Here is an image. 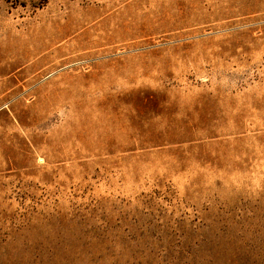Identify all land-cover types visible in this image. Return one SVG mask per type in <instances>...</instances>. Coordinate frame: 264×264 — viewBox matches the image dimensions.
<instances>
[{
  "label": "rangeland",
  "instance_id": "374dc122",
  "mask_svg": "<svg viewBox=\"0 0 264 264\" xmlns=\"http://www.w3.org/2000/svg\"><path fill=\"white\" fill-rule=\"evenodd\" d=\"M0 264H264V0H0Z\"/></svg>",
  "mask_w": 264,
  "mask_h": 264
}]
</instances>
